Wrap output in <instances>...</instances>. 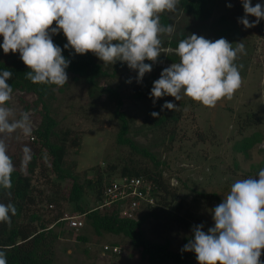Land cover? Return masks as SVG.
I'll return each instance as SVG.
<instances>
[{"label":"rangeland","instance_id":"374dc122","mask_svg":"<svg viewBox=\"0 0 264 264\" xmlns=\"http://www.w3.org/2000/svg\"><path fill=\"white\" fill-rule=\"evenodd\" d=\"M257 2L264 4V0H252V5L255 6ZM228 4L232 6L229 8ZM161 15H165L170 21L169 25L174 27L170 35L160 37L163 49H169L164 46L165 41L177 32L184 33L186 38L190 34L212 41L225 38L234 47L239 42L244 44L245 52L239 54L235 61L238 66L242 65V84L231 100L224 98L215 107L209 108L187 97L176 101L171 96H164L159 99L162 104L166 101L176 104L180 117L176 123L169 122L164 129L149 128L145 118L153 100L150 96L143 100L132 95L136 85L150 79L153 72L160 75L163 69L179 62V57L174 53L163 51L153 64L154 71L145 74L141 83L136 82L137 73L125 65L112 78L98 79V91L91 95L89 86L81 77L67 73L68 82L64 86L49 89L46 104L50 117L56 123L49 137L50 142L62 152V167L83 186L80 206L90 210L97 204L86 181L95 182L98 176L103 185L118 180L121 166L128 161L148 169L152 175L159 172L163 182L176 196L169 206L159 205L160 209L166 211L165 218L155 220L148 217L141 228L147 239L159 243L167 241L171 250L179 252L192 236L193 226L203 224L205 232L214 227L211 210L222 202L232 183L237 179L254 177L264 168V20L253 28H245L239 22L244 16L240 0H215L212 15L205 23L192 21L179 8ZM248 19L253 22L256 18L249 16ZM2 42L3 37L0 36V44ZM88 54L104 71L113 73L114 65L105 66L93 53ZM14 55L18 56L19 53ZM2 56L5 55L0 48ZM15 57L6 56L5 59L11 61L20 58ZM117 63L120 64L119 61ZM130 78L132 82L126 83ZM107 86L118 89L122 101L120 110L125 113L129 123L128 137L153 154L154 160L116 143L119 121L112 113L114 104L99 90ZM33 99L30 94L14 91L10 102V106L18 112H30L33 121V140L19 137L8 142V154L16 168L20 169L22 146L27 144L32 152L39 147L34 130L40 124V108L33 107ZM76 136L79 139L78 147H70V139ZM243 138H251L253 144L245 151H237L234 145ZM154 161L158 162L157 167ZM110 166L115 169L111 171ZM26 170L25 165L21 172L26 174ZM54 179L50 157L38 159L32 177L34 194L41 191V197H44L50 190L57 189L66 198L72 179L58 181L57 185L52 186L49 181L55 183ZM43 201L36 209L45 219L50 211L46 210L48 204L45 199ZM78 212L73 203L66 200L61 202V214L74 216ZM146 214L147 210L141 207L136 218ZM83 220L79 230L69 229L65 222L54 223V230L60 232L61 237L54 245L53 264H148L128 238L105 232L96 235L84 217ZM154 228L157 229L156 233ZM79 237L85 240H79ZM104 246L108 249L104 250ZM114 246L117 247L116 253L111 251ZM183 253L188 260L198 264L194 252ZM260 261L264 264V250Z\"/></svg>","mask_w":264,"mask_h":264},{"label":"clouds","instance_id":"9594fccd","mask_svg":"<svg viewBox=\"0 0 264 264\" xmlns=\"http://www.w3.org/2000/svg\"><path fill=\"white\" fill-rule=\"evenodd\" d=\"M240 2L244 16L239 22L245 28H253L264 20V4ZM179 3L180 0H0V48L5 55L19 53L29 69L25 78L31 83L57 87L68 82L66 69L70 64L52 39L60 32L67 39L64 49L73 50L75 55L91 52L105 66L118 61L126 64L137 73V83L152 71L162 52L169 51L179 57V62L163 69L153 82V104L164 96L176 101L187 97L209 108L224 98L231 100L242 84V65L235 61L245 52L244 44L239 42L234 47L225 38L212 41L190 34L176 48L163 49L160 37L170 35L174 27L162 25L160 16L175 12ZM249 16L255 17V21L250 22ZM146 60L152 63H145ZM11 77L9 70L0 72V189L5 190L9 201L16 165L8 154V142L33 134L31 113L18 112L10 106L13 88L7 81ZM131 82V78L126 81ZM177 108L166 101L161 111ZM159 115L151 113L154 119ZM21 153L23 169L33 153L27 144L22 146ZM15 214L13 203H0V222L9 223ZM211 215L214 227L205 232L203 224L193 226L183 252H194L198 264H261L264 168L254 177L232 183ZM0 264H7L4 250H0Z\"/></svg>","mask_w":264,"mask_h":264},{"label":"trees","instance_id":"16d2710c","mask_svg":"<svg viewBox=\"0 0 264 264\" xmlns=\"http://www.w3.org/2000/svg\"><path fill=\"white\" fill-rule=\"evenodd\" d=\"M215 0H180L178 8L183 15L192 19V21L205 23L207 22L213 12ZM162 25L170 24L169 19L165 15L160 16ZM56 27L55 23L52 25ZM186 38V35L181 32L174 33L169 39H166L164 46L174 49L178 46L181 39ZM55 45L59 46L63 51L62 55L70 61L69 67L66 69L67 73H71L81 77L89 86V94L98 91L97 81L100 78H112L118 69L123 68L126 64H114L113 73H107L101 66L87 53L85 55H75L71 49H64L67 43L66 37L60 32L52 37ZM5 55V54H4ZM13 53H9L0 57V72L9 70L12 72V77L7 81L12 86L13 92L19 91L24 94H30L34 97L32 103L33 107L40 108V124L34 130L37 140L38 149L32 152V159L26 164V174L21 172L20 167L12 174V188L11 201L5 195V190L0 189V203L11 202L16 207V214L11 217L9 223L0 222V250H4L7 255V264H53L54 245L61 233L54 230V223L57 224L61 214V202L66 200L75 205V209L79 214L84 215L86 223L92 228L96 235L102 232L112 235H123L128 238L132 247L140 250V256L144 258L148 264H194L188 260L182 251L175 252L168 246V242L163 243L154 242L146 238V235L141 228L143 222L148 217L155 220L166 217L160 209V204L163 207L170 205V202L176 196L175 192L166 185L159 172L153 175L146 168H141L132 164L131 161L124 163L119 171V178L121 177H143L150 180L155 185L156 193L153 194L155 200L154 205L146 206L147 210L145 216L138 217L136 220L121 218L118 216L116 209L108 211H100L98 205L102 202V190L104 186L100 176L94 181H86V186L91 189L95 195L96 206L90 210L84 209L80 206L79 201L82 198L83 186L76 182L71 173L62 167L63 155L59 152V147L50 142V135L56 123L49 115V107L46 104L49 98V89L55 85L33 84L25 78V74L29 71L26 65L20 58L8 61L5 57H15ZM20 55L16 56L19 57ZM15 57V58H16ZM172 60H176L172 58ZM151 64V61H145ZM154 65L152 71H154ZM160 75L155 72L151 74L150 79H146L141 84H137V88L133 93V97L140 99H147L150 96L153 82L156 81ZM106 94L107 99L114 104L113 115L119 121V128L116 135V143L121 146H126L131 152L139 154L154 160V155L146 148L138 146L129 137V123L123 111L120 110L122 106L121 97L118 93L117 87L107 86L100 88ZM162 102L157 100L155 104L149 108L145 122L149 128L164 129L169 122H174L180 117V110L169 111L167 109L161 111ZM152 112L160 113L159 117L154 119L151 116ZM70 147H78V137L70 139ZM253 144L251 138H243L234 145L237 151H245ZM44 150V151H42ZM50 157V168L55 175V183L68 178L72 179V184L66 198L62 197L57 189L50 190L49 194L42 196V192L34 194L32 190V177L36 169V161L40 158ZM155 167L158 162L154 161ZM115 167L110 166L113 171ZM111 183V182H110ZM154 191V192H155ZM164 194H162V192ZM45 202L52 205V210L46 208L49 217L45 218L39 214L36 206L39 203ZM163 213V215H161ZM155 229V228H154ZM157 229H155V233ZM79 240L84 241L85 238L79 237Z\"/></svg>","mask_w":264,"mask_h":264},{"label":"built area","instance_id":"2783aa9c","mask_svg":"<svg viewBox=\"0 0 264 264\" xmlns=\"http://www.w3.org/2000/svg\"><path fill=\"white\" fill-rule=\"evenodd\" d=\"M30 139L34 138L30 137ZM155 188L152 181L143 177H121L103 188L102 202L97 208L101 211L110 208L116 209L119 217L135 220L137 219L136 213L141 207L154 205ZM47 208L52 209V205H48ZM83 217V214L67 216L63 213L58 221L65 222L69 229L79 230L82 227V221H84ZM103 248L104 250L108 249L107 246ZM111 248L112 252H117V247Z\"/></svg>","mask_w":264,"mask_h":264}]
</instances>
